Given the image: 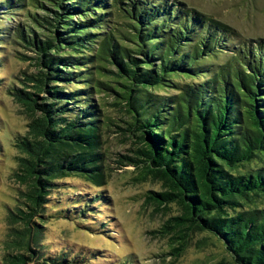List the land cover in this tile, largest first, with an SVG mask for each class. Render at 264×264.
I'll use <instances>...</instances> for the list:
<instances>
[{"label":"trees","instance_id":"1","mask_svg":"<svg viewBox=\"0 0 264 264\" xmlns=\"http://www.w3.org/2000/svg\"><path fill=\"white\" fill-rule=\"evenodd\" d=\"M23 10V21L0 23V67L9 42L36 68L7 88L32 119L14 137V176L27 185L9 215L20 225L17 251L0 264L91 259L47 249L46 227L56 217L81 222L108 203L102 191L56 195L69 179L81 191L107 184L112 131L135 145L115 163L162 183L149 196L158 207L181 208L162 227L180 239L178 250L190 232L206 231L232 255L217 264H264V38L180 0L0 2L1 16ZM104 96L125 111V126L108 115Z\"/></svg>","mask_w":264,"mask_h":264},{"label":"rangeland","instance_id":"2","mask_svg":"<svg viewBox=\"0 0 264 264\" xmlns=\"http://www.w3.org/2000/svg\"><path fill=\"white\" fill-rule=\"evenodd\" d=\"M180 1L235 27L246 38H264V0ZM25 12L18 11L7 17L0 15V23L13 26L25 19ZM6 48L7 53H2L6 61L0 67V259L7 252L17 251L11 244L15 228L20 225L10 221L9 215L20 203L19 197L27 185L14 176L19 154L14 137L25 134L32 119L26 107L14 99L7 88L13 84L12 81H20L19 78L25 76L24 72L36 70L33 60H24L20 55L22 52L31 53L14 43L8 42ZM101 98L108 115L120 126H125L122 121L128 118L125 111L112 105L113 98ZM133 140L114 131L107 133L105 147L113 160L109 162L111 174L104 187L87 186V191H81L79 188H83V183L69 179V184L58 192L56 198L62 199L84 192L94 196L102 191L108 203L95 207L93 210L97 212L87 215L81 222L76 218L51 219L44 241L47 249L53 252L68 250L70 256L80 253L91 255L86 262L74 264H120L127 259L133 260L134 264L232 262V255L224 243L206 231L190 232L186 246L182 250L177 249L180 239L172 233H165L162 227L169 218L180 215L181 208L176 203L158 207L149 196L151 191L164 190L162 183L151 178L144 180L138 169L131 165L120 166L114 161L118 154H132L129 148L135 146Z\"/></svg>","mask_w":264,"mask_h":264}]
</instances>
